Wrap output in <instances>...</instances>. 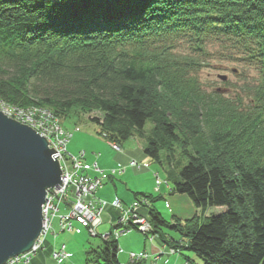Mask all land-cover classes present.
<instances>
[{
	"label": "trees",
	"instance_id": "obj_1",
	"mask_svg": "<svg viewBox=\"0 0 264 264\" xmlns=\"http://www.w3.org/2000/svg\"><path fill=\"white\" fill-rule=\"evenodd\" d=\"M182 40L200 54L232 42L264 70V0H0V97L62 121L97 113L108 144L137 136L160 166L178 148L187 163L167 176L172 195L225 212L168 223L151 207L156 234H180L172 247L202 264H264V73L245 107L207 94L197 57L175 53ZM117 250L110 235L87 263L120 264Z\"/></svg>",
	"mask_w": 264,
	"mask_h": 264
},
{
	"label": "rangeland",
	"instance_id": "obj_2",
	"mask_svg": "<svg viewBox=\"0 0 264 264\" xmlns=\"http://www.w3.org/2000/svg\"><path fill=\"white\" fill-rule=\"evenodd\" d=\"M178 44L179 45L175 48V53L191 57L192 59L197 57L199 60L201 65L194 75L205 93H217L223 99L231 101L235 105H238L237 103L239 100L242 101L244 107L249 105L250 96H248L247 89L255 86L261 79L262 72L264 73L260 64L256 61L247 59L236 44L224 40L207 43L204 53L202 52V54L192 52V46L187 44L185 40L178 42ZM220 77H222V79L224 78V80L220 79ZM0 100L10 107L23 110L29 109V107L10 105L1 97ZM50 112L52 113V111ZM97 116V113H93L92 115L71 114L69 118L62 121L58 116L53 114V122H57L61 125L62 130L72 134L67 145V153L73 156L84 153V162L88 165L95 162L97 167L103 171V174L106 176L105 179H102V184L95 192L94 196L109 204L117 199L120 208L113 210L111 205H107L104 208L102 212L103 215H101L102 224L98 228L97 234L89 233V231L86 230L80 235H76L71 231L60 232L59 230L58 215H66L69 212V208L71 210L73 209L71 205H66L67 202L65 201V206H60L57 216L50 222L51 231L45 241L47 244H44L46 246V251L40 253L30 264H56L49 255L52 250L59 248L62 244L66 246L68 252L72 255L69 261L63 264H94L87 263L88 257L93 258V256H95L93 252L100 251L103 247V241L107 240L110 235L111 238L115 240V231L111 225L119 222L122 217L123 208L127 209L136 202L140 206V216L146 220V223L152 228L153 234L156 237L151 243L144 234L140 233L136 225L133 224L132 219H129L125 225L120 223L118 225L120 229L117 231L120 234L119 238L116 240L118 243L117 254L120 264H154L153 260L156 261L155 259L157 258L156 264H189L185 261L186 257L191 261L190 264H202L197 256L191 252L186 250L180 252L179 249L172 247V245L176 244H171V239L177 241L178 247H184V240H182L180 234L169 230L167 227H162L160 230L164 237H160L156 234L148 212L152 207L159 212L165 221L172 223L173 218H177L183 222L194 215L207 217L221 214L225 212V208H209L205 211L196 210L186 196L172 195L170 192L171 183L167 179V176L169 175L170 178L176 177L179 172L178 170H181L187 163V160L181 156V152L178 148L173 150V154L171 155L172 162L170 164L166 162L168 161V155L165 153L161 154L163 166L147 160L143 153V141L137 136L133 139H129L124 144H114L118 148V151L114 146L112 147L113 143L108 144L97 134L98 126L89 120L90 117ZM150 130L151 124L147 123L144 128L143 136L148 135ZM121 158H130V162L134 161L138 165L141 163L140 166L143 171H133L130 167H126L124 171H120L119 166L121 167L122 165L119 161ZM127 162L128 161L123 165ZM85 174L88 175L89 178L96 177V173L93 172ZM157 181H159V186L155 184ZM71 189L73 190V186H71ZM155 189H158V191ZM74 192H76V188H74L73 193ZM136 193L152 195L153 199L154 197L157 198V201L152 204L151 200L146 199L148 202L141 205L142 198H134V194ZM88 200L89 198L87 201ZM72 201H74V199H72ZM130 212L131 215L136 214L133 208ZM91 219L94 220L93 218ZM101 235H103L104 238L100 237ZM171 248L177 250L174 255L167 256L163 254V256L159 254L162 249L163 252H168ZM130 252H133L137 256L146 255L147 258L132 261ZM99 264H102V260L99 261Z\"/></svg>",
	"mask_w": 264,
	"mask_h": 264
},
{
	"label": "built area",
	"instance_id": "obj_3",
	"mask_svg": "<svg viewBox=\"0 0 264 264\" xmlns=\"http://www.w3.org/2000/svg\"><path fill=\"white\" fill-rule=\"evenodd\" d=\"M0 112L9 119L29 127L36 134L43 137L48 144V148L56 151V153L52 155V158L53 156L58 155V157L53 159L60 165L62 173V185L47 192V199H45L44 204L41 207L43 229L38 238V242L33 246L31 251L12 258L5 264H30L32 262L35 254L42 248L51 231L50 222L57 216L60 206H65V201L67 202L66 205H71L73 209L71 210L69 208V212L66 215H58L60 232L71 231L76 235H80L83 231L87 230L89 233L97 234V230L102 224L101 215H103L102 212L104 208L107 205H111L113 210L120 208L117 199L109 204L94 196L95 192L102 184V179L106 178L103 171L97 167L95 162L91 165L86 164L84 162V153H79L78 156H73L67 153V145L72 134L68 131L62 130L61 125L57 122H53V114L47 109L32 106L27 110H23L10 107L0 100ZM113 146L118 150L114 144L112 147ZM126 167H130L133 170L135 169V163L128 161L125 165L120 167V171L125 170ZM88 172L96 173V177L89 178V176L85 174ZM155 184L156 186L160 185L159 181L155 182ZM71 186H73V190L71 189ZM74 188H76V192L73 193ZM155 190L158 191V189ZM88 198L89 200L87 201ZM72 199H74V201H72ZM141 201H145V203L148 202L144 199ZM141 205L143 204L141 203ZM132 208L134 213L136 212L134 215H131L130 212ZM139 211L140 206L137 202L127 209L123 208L122 217L119 222L111 225L115 231V240L119 238L120 234L117 232L120 229V226L118 225L120 223L125 225L129 219H132L133 224L136 225L140 233L144 234L151 243L154 241L156 236L153 234L152 228L146 223V220L140 216ZM100 237L104 238L103 235ZM176 252L177 250L173 248L168 252H163L162 249L159 254L172 256ZM70 256L71 255L67 252L66 247L62 245L53 250L51 259L56 264H63L70 258ZM130 257L132 261L147 258L146 255L137 256L136 254L131 255ZM157 259H155L156 261L153 260L154 264H156Z\"/></svg>",
	"mask_w": 264,
	"mask_h": 264
},
{
	"label": "water",
	"instance_id": "obj_4",
	"mask_svg": "<svg viewBox=\"0 0 264 264\" xmlns=\"http://www.w3.org/2000/svg\"><path fill=\"white\" fill-rule=\"evenodd\" d=\"M54 153L43 137L0 112V264L28 252L43 229L46 192L62 185Z\"/></svg>",
	"mask_w": 264,
	"mask_h": 264
},
{
	"label": "bare ground",
	"instance_id": "obj_5",
	"mask_svg": "<svg viewBox=\"0 0 264 264\" xmlns=\"http://www.w3.org/2000/svg\"><path fill=\"white\" fill-rule=\"evenodd\" d=\"M220 79H222V77H220ZM129 159L130 158H128V159H126V158H121L120 159V163H121V165H123L126 161H129ZM126 160V161H125ZM147 160H149L148 158H147ZM125 161V162H124ZM134 162V161H133ZM135 163V162H134ZM141 164V163H140ZM140 164L138 165L137 163H135V169H133V171H138V172H142L143 171V169H142V167L140 166ZM59 168H60V165H59ZM119 168H120V166H119ZM60 171H61V169H60ZM115 171H117V170H115ZM124 171V170H123ZM49 191V190H48ZM47 191V192H48ZM47 192H46V194H47ZM141 203L144 205V204H146L145 203V201H141ZM193 217V216H192ZM41 235V234H40ZM39 235V236H40ZM39 238V237H38ZM38 242V239L35 241V243H34V245L36 244ZM45 245L47 244V243H44ZM33 245V246H34ZM45 245H43L42 246V248L35 254V256H34V258L32 259V261L40 254V253H43L44 251H46V249H45ZM62 245H64V244H62ZM62 245H60V246H62ZM33 246H32V248H33ZM65 246V245H64ZM66 247V246H65ZM32 248L29 250V251H31L32 250ZM66 250H67V248H66ZM28 251V252H29ZM52 252H53V250L51 251V253H50V255L49 256H51V254H52ZM67 252H68V250H67ZM27 253V252H26ZM69 253V252H68ZM25 254V253H24ZM70 255H71V253H69ZM23 255V254H22ZM131 255H134V253L133 252H130V256ZM72 256V255H71ZM70 256V257H71ZM51 260V259H50ZM69 261V259L68 260H66V262H68Z\"/></svg>",
	"mask_w": 264,
	"mask_h": 264
}]
</instances>
